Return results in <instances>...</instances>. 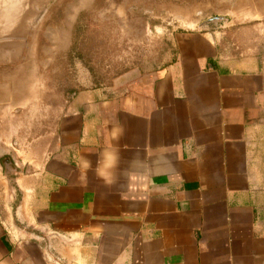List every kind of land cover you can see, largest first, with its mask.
Listing matches in <instances>:
<instances>
[{
    "label": "crops",
    "instance_id": "crops-1",
    "mask_svg": "<svg viewBox=\"0 0 264 264\" xmlns=\"http://www.w3.org/2000/svg\"><path fill=\"white\" fill-rule=\"evenodd\" d=\"M122 80L67 102L12 191L0 166V264H264L263 73L223 65L189 32L158 70ZM10 88L0 102L32 104L28 84ZM105 150L120 156L111 184L95 172Z\"/></svg>",
    "mask_w": 264,
    "mask_h": 264
},
{
    "label": "rangeland",
    "instance_id": "rangeland-1",
    "mask_svg": "<svg viewBox=\"0 0 264 264\" xmlns=\"http://www.w3.org/2000/svg\"><path fill=\"white\" fill-rule=\"evenodd\" d=\"M189 32L215 40L223 65L264 75V0H0V93L24 83L33 94L30 105L0 102V166L10 159L11 191L17 174L46 157L75 94L115 92L125 75L158 70L175 35ZM252 144L264 179V117Z\"/></svg>",
    "mask_w": 264,
    "mask_h": 264
},
{
    "label": "clouds",
    "instance_id": "clouds-1",
    "mask_svg": "<svg viewBox=\"0 0 264 264\" xmlns=\"http://www.w3.org/2000/svg\"><path fill=\"white\" fill-rule=\"evenodd\" d=\"M124 134V129L122 127H114L111 132L112 139L116 142L120 140V138ZM120 162V156L118 151H108L99 153L98 166L95 169L97 176L105 181L106 184H111L113 173V169H117ZM85 166L89 169L92 167L91 161L86 160Z\"/></svg>",
    "mask_w": 264,
    "mask_h": 264
},
{
    "label": "flooded vegetation",
    "instance_id": "flooded-vegetation-1",
    "mask_svg": "<svg viewBox=\"0 0 264 264\" xmlns=\"http://www.w3.org/2000/svg\"><path fill=\"white\" fill-rule=\"evenodd\" d=\"M4 165L11 166V161H10V159L5 160Z\"/></svg>",
    "mask_w": 264,
    "mask_h": 264
}]
</instances>
